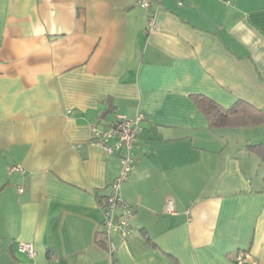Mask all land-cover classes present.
Masks as SVG:
<instances>
[{"label":"crops","instance_id":"0c3cea01","mask_svg":"<svg viewBox=\"0 0 264 264\" xmlns=\"http://www.w3.org/2000/svg\"><path fill=\"white\" fill-rule=\"evenodd\" d=\"M195 93L264 111V0H0V264H264V122L211 127ZM137 112L110 253L92 139Z\"/></svg>","mask_w":264,"mask_h":264},{"label":"built area","instance_id":"2783aa9c","mask_svg":"<svg viewBox=\"0 0 264 264\" xmlns=\"http://www.w3.org/2000/svg\"><path fill=\"white\" fill-rule=\"evenodd\" d=\"M154 1L158 0H138V4L145 9H150ZM150 24H152L151 21ZM142 118V112H137L132 117L119 115L116 120L102 129H96L95 137L92 139L93 143L101 146L107 153H118L120 159L119 172L110 183V191L101 204L102 229L107 238V250L110 253L115 249V244L110 238L112 232L123 238L134 232L129 220L132 213L131 205L122 197L120 187L133 167L132 149ZM9 169L24 171L23 166L19 163L11 164ZM18 189L22 190V187L18 185ZM166 209L171 210L170 200L167 201ZM18 249L30 257L35 255V248L29 241L20 242ZM245 257L247 255L240 252L234 254V259L238 264H244Z\"/></svg>","mask_w":264,"mask_h":264},{"label":"trees","instance_id":"16d2710c","mask_svg":"<svg viewBox=\"0 0 264 264\" xmlns=\"http://www.w3.org/2000/svg\"><path fill=\"white\" fill-rule=\"evenodd\" d=\"M192 98L205 114L211 127H236L264 122V111L243 100H237L231 106L223 107L204 94L195 93L192 94ZM249 148L264 159V144H252Z\"/></svg>","mask_w":264,"mask_h":264}]
</instances>
